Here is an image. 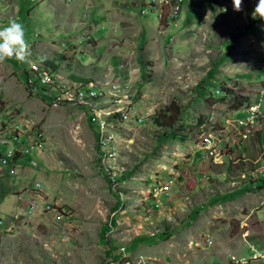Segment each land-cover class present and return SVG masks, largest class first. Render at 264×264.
<instances>
[{"label": "rangeland", "instance_id": "374dc122", "mask_svg": "<svg viewBox=\"0 0 264 264\" xmlns=\"http://www.w3.org/2000/svg\"><path fill=\"white\" fill-rule=\"evenodd\" d=\"M76 3L0 0L9 14L0 28L22 23L30 48L23 61L0 62V116L9 112L44 137L42 152L18 156L13 174L0 164V264H106L110 255L139 264L146 260L119 254L115 243L136 236L157 243L156 260L167 264H229L255 253L262 257L249 264H264V21L252 18L254 0L243 12L231 0H186L168 20L140 14L135 0ZM32 64L57 69L64 85L83 84L85 95L105 91L99 110L112 103L114 85L132 94L138 122L106 113L115 125V186L99 167L90 105L54 106L31 91ZM256 107L242 130L237 120ZM154 114L176 122L159 127ZM216 137L217 161L203 158L205 140ZM32 200L51 209L32 211Z\"/></svg>", "mask_w": 264, "mask_h": 264}, {"label": "built area", "instance_id": "2783aa9c", "mask_svg": "<svg viewBox=\"0 0 264 264\" xmlns=\"http://www.w3.org/2000/svg\"><path fill=\"white\" fill-rule=\"evenodd\" d=\"M94 1V0H93ZM186 0H135V6L139 8L140 14L145 15L149 11L156 12L159 17L162 16L163 20H168V18L173 19L177 17L184 6ZM218 1V0H215ZM166 11L167 14L164 16L162 13ZM26 76H37V80H43V74L39 73L37 70L34 74H27ZM37 88V87H36ZM42 94H48L51 97V101H55L53 96H50L49 92H40ZM261 103H259L260 105ZM259 111V107H256L251 112H246L247 116L237 120L238 125L242 130L245 129V126L248 125V120L254 119V113ZM9 112L6 116H0V164L2 166H8L9 172L13 174L19 165V161H13L14 153H23V157L30 153L33 150H36L37 153H41L42 149L40 147L41 142L44 137H39V134L29 133L28 130L24 129L23 126H19V123L14 121H9ZM140 120V117H139ZM138 120V121H139ZM91 124H95L94 128L97 132V125H102L101 120H94V117L91 113ZM22 139L26 140V143L22 142ZM223 150V145L221 144L220 138L216 137L215 139H206L204 145V154L203 158H209L212 161H217V155H219ZM99 167L103 170V174L106 176L107 180L111 183V179H116L108 175L102 167V161L100 157ZM260 183V182H259ZM257 183V184H259ZM37 190L40 186L36 183ZM164 189V188H159ZM28 209L32 211H47L51 209L50 204H40L36 200H32L27 204ZM158 206V204H157ZM115 218V213H112L110 216L108 228H112V221ZM119 254L126 251L120 245L118 246ZM118 254V255H119ZM114 256H110V259ZM262 255L255 253L251 256L249 260L245 257L231 256L229 264H249V261L258 259ZM110 259L107 264H110ZM144 264H150V260L144 262Z\"/></svg>", "mask_w": 264, "mask_h": 264}, {"label": "bare ground", "instance_id": "6f19581e", "mask_svg": "<svg viewBox=\"0 0 264 264\" xmlns=\"http://www.w3.org/2000/svg\"><path fill=\"white\" fill-rule=\"evenodd\" d=\"M32 72L33 74L36 72V70L43 74V80H39V86L43 88L44 92H49L50 96H53V99L55 101H51L54 106H57L59 104L64 105H90L91 113L93 117H95L97 120L102 121V125H99V131L97 133V147L98 151L100 153L101 161H102V167L105 170V172L112 176L116 177L117 174L114 172L115 168L113 165L116 163V159L118 157V153L116 151V140L114 139V136L112 135V130L115 128L114 122L110 121L108 119V115H106L107 111L111 114L114 113L118 116L120 122H127L131 120L132 115L135 116L136 114L132 113L134 110L133 101L129 99V97L132 94H128V91H123L120 87V85H114L113 90L110 92L112 96V103L109 107L104 106L103 104H99L102 108L99 110L96 107V102L98 99L105 97V94L103 90H94L92 87H89L85 93L81 91V88L84 86L83 84L79 83L77 86H67L60 82H58V78L56 75L53 74V71L50 69L40 65V64H32ZM56 72V71H55ZM27 77V76H26ZM28 78V77H27ZM107 87V86H106ZM54 93L55 95H52ZM100 101V100H99ZM101 102V101H100ZM123 107V108H122ZM83 108V107H81ZM133 110V111H132ZM100 111H103L105 113V117H101ZM135 120L138 122L139 118L135 116ZM111 131V133H110ZM37 133V132H35ZM114 133V132H113ZM38 134V133H37ZM42 134V133H41ZM115 135V134H114ZM39 137H42L39 134ZM18 156L23 157V153H14L13 154V161H17ZM116 179H111V185H116ZM253 187H256V184L253 183ZM126 246V245H125ZM125 246L124 249H127ZM127 252V250H126ZM122 254V253H121ZM144 257L147 260H150L151 263L155 264L154 261L152 262L151 259L147 258L144 255H137V256H130L129 258H138V257ZM126 256L121 257L120 260H118V263L120 264H135L132 263L131 260H128V258H125ZM113 259H116L113 257ZM123 260V261H122ZM137 261V260H136ZM141 262L139 264H144L143 260H140ZM138 262V261H137ZM116 264V262H113L110 264Z\"/></svg>", "mask_w": 264, "mask_h": 264}, {"label": "clouds", "instance_id": "9594fccd", "mask_svg": "<svg viewBox=\"0 0 264 264\" xmlns=\"http://www.w3.org/2000/svg\"><path fill=\"white\" fill-rule=\"evenodd\" d=\"M231 3L233 11H244V0H231ZM225 11H227V8ZM252 12L253 19L259 17L261 21H264V0H254ZM28 55H30V48L25 40V30L22 23L12 20L8 26L0 28V62L13 57L23 61Z\"/></svg>", "mask_w": 264, "mask_h": 264}, {"label": "crops", "instance_id": "0c3cea01", "mask_svg": "<svg viewBox=\"0 0 264 264\" xmlns=\"http://www.w3.org/2000/svg\"><path fill=\"white\" fill-rule=\"evenodd\" d=\"M75 1V4H76V7L79 5V3L77 4L76 2H79V0H74ZM39 3H42V1L41 2H39ZM38 3V4H39ZM91 4H92V2H91ZM39 6V5H38ZM8 10V9H7ZM14 11V10H13ZM6 15H8L9 16V14H8V12L6 11L5 13H3V14H1L0 13V19L2 20L3 18H4V16H6ZM4 20V19H3ZM119 28V27H118ZM60 74V73H59ZM71 79H74V80H82V79H84V78H71ZM62 81V80H61ZM22 159V158H21ZM20 158L19 159H17V161H19L20 163H22L23 162V159L21 160ZM124 173V172H123ZM122 173V174H123ZM121 174V175H122ZM27 208H28V206H27ZM114 222V224L117 222V219L116 218H114V220L112 221V223ZM107 230V229H106ZM173 230H175V229H173ZM182 232V230L180 231V233ZM105 233H106V231H105ZM155 236V235H154ZM139 237H141V236H136V237H134V238H132V240H130L129 242H126V243H124L126 246H127V253L130 255V256H137V255H144V256H146L147 258H149V259H152L154 262H157L158 263V261L160 262V263H158V264H167V263H165L163 260H156V259H158L156 256H155V252H157V250H155V246L156 245H158L157 243L156 244H145L144 243V241L143 240H138V238ZM182 238V237H181ZM136 240H138V242L140 243V245H138V246H136L135 248H134V246L132 245L133 244V242H134V244L136 243L135 241ZM180 242V241H179ZM179 242H178V245H179ZM116 244H117V246H118V243H119V240L117 239L116 240V242H115ZM125 245H122V246H125ZM117 246H116V248H117ZM121 246V247H122ZM125 246V247H126ZM129 247H133V249H132V251H130L129 250ZM180 247H182V244L180 243V245L179 246H176V249L178 248L179 249V252L180 251H182V249H180ZM121 257V256H120ZM142 257V256H141ZM141 257H138V258H135L134 260H138L139 258H141ZM142 258H144V257H142ZM144 260H146L147 261V259H145L144 258ZM150 264H153V263H151L150 262Z\"/></svg>", "mask_w": 264, "mask_h": 264}, {"label": "trees", "instance_id": "16d2710c", "mask_svg": "<svg viewBox=\"0 0 264 264\" xmlns=\"http://www.w3.org/2000/svg\"><path fill=\"white\" fill-rule=\"evenodd\" d=\"M47 63H50V65L52 64V66L55 68V67H57L58 66V64H57V66L56 65H54L53 64V62L51 63V62H48V61H46ZM46 64V63H45ZM217 65V64H216ZM53 69V68H52ZM53 71H58L57 69H53ZM29 74L28 72H26L25 71V74ZM26 81H27V84H28V86H29V88H30V90L31 91H33V92H37V93H40V92H44V91H41L40 90V87H39V80H37V79H34V78H32L31 76H29V80H28V78L26 77ZM87 80H84V82H86ZM37 87V88H36ZM240 103V101L238 102V104ZM76 105H78V104H76ZM79 107H84V106H82V105H78ZM91 113V112H90ZM89 113V111L87 110V115H88V117H89V120H90V118H91V116L89 115L90 114ZM170 116H165V114H161V116L160 117H158V115L157 114H154L153 115V121H154V123L157 125V126H159V127H167V128H171L172 126H173V124H175V122H176V119H173V116L171 115V114H169ZM170 122H169V121ZM90 123H91V120H90ZM172 124V125H171ZM96 135H97V132H96ZM165 135V134H164ZM98 148V147H97ZM99 150V149H98ZM99 152V151H98ZM98 155H99V158H100V153H98ZM262 182H264V181H262ZM261 181H260V183H262ZM249 183V182H248ZM260 183H259V185H260ZM258 185V187H260ZM106 229H107V227L105 228V230H104V232L106 231ZM111 256V255H110ZM113 258H111L110 260H112ZM108 263V261L106 262V264Z\"/></svg>", "mask_w": 264, "mask_h": 264}]
</instances>
